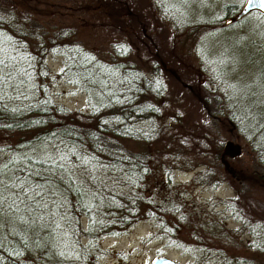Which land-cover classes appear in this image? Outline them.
I'll return each instance as SVG.
<instances>
[{"label":"trees","instance_id":"trees-1","mask_svg":"<svg viewBox=\"0 0 264 264\" xmlns=\"http://www.w3.org/2000/svg\"><path fill=\"white\" fill-rule=\"evenodd\" d=\"M241 4L0 0V163L68 156L46 219L2 222L0 264H101L96 240L148 218L202 262L264 264V13L235 19ZM221 73H253V85L242 98ZM57 78L85 92L86 110L53 99ZM226 140L239 150L222 153ZM200 165L198 182L233 189L219 202L236 226L199 214L169 176Z\"/></svg>","mask_w":264,"mask_h":264},{"label":"rangeland","instance_id":"rangeland-1","mask_svg":"<svg viewBox=\"0 0 264 264\" xmlns=\"http://www.w3.org/2000/svg\"><path fill=\"white\" fill-rule=\"evenodd\" d=\"M43 10L45 12L47 10L49 14L53 11L52 8L46 9L45 7ZM211 11L215 12V10ZM79 23L84 29L89 30V27H91V25H87V22L80 21ZM138 55L139 53H137L136 57ZM45 61L50 73L60 71L62 67L60 55H47ZM221 74L223 76H233L234 79L230 80H238L240 82V94L238 96L242 98L244 97L246 86L253 85V83H250L253 73ZM242 81L246 84H242ZM51 93L55 101L70 109H87L85 92L63 78H57L53 81ZM241 100L244 103H248V99ZM250 100L253 101V99ZM240 158L241 156L237 155L231 159L230 163L238 168ZM226 163L228 162L226 161ZM200 169H202L201 165L185 169L175 168L170 171L169 176L174 184L178 186L181 195L189 201L190 206H194V209L198 210L199 214L218 216L225 221L226 227L236 226L237 222L233 220L228 212L222 211V205L219 202L220 199L231 196L233 189L227 182H221L216 185L198 182L201 179L196 172ZM228 170L231 169L228 168ZM150 177L154 178V174H150ZM111 178H115V176H111ZM112 181H116V179H112ZM151 183L152 181L148 182L147 191L151 190ZM85 219L84 216L80 218L81 224L85 225ZM156 229L157 225L153 219H140L119 234L105 235L98 241L96 240V249L100 251L98 255L99 262L101 264H149L153 257L165 255L177 260L180 264H196L197 262H200V264H213V258H209L208 263H205L200 258H196L195 254L183 252L178 246L168 244L164 237L160 238L156 234ZM240 237H243V235H240ZM80 241L85 242L86 240L81 238Z\"/></svg>","mask_w":264,"mask_h":264},{"label":"snow or ice","instance_id":"snow-or-ice-1","mask_svg":"<svg viewBox=\"0 0 264 264\" xmlns=\"http://www.w3.org/2000/svg\"><path fill=\"white\" fill-rule=\"evenodd\" d=\"M241 3L251 5L255 0H241ZM259 7L264 9V0H259ZM67 160L66 154H60L57 159L56 155L46 151L45 155L39 157L12 156L7 163H0V227L3 226L2 222L14 223L19 220L26 223L25 216L21 215L25 212L37 213L34 220H45L43 213L48 209L49 197L56 192L57 170L63 180V173L67 169L61 162ZM83 163L90 161L85 158Z\"/></svg>","mask_w":264,"mask_h":264},{"label":"water","instance_id":"water-1","mask_svg":"<svg viewBox=\"0 0 264 264\" xmlns=\"http://www.w3.org/2000/svg\"><path fill=\"white\" fill-rule=\"evenodd\" d=\"M250 8H256L264 13V9L259 7V0H255V3L251 5L247 3L241 4L239 9L236 11V13H234V18L237 19L239 16H241L246 11H248ZM241 9H243V12L241 11ZM237 151H238V144L236 142H233L231 140L225 141L223 145L222 153L227 152L228 154H234ZM220 160L227 167L226 161L221 156H220ZM149 264H179V262L171 257L165 255H158L153 257Z\"/></svg>","mask_w":264,"mask_h":264},{"label":"flooded vegetation","instance_id":"flooded-vegetation-1","mask_svg":"<svg viewBox=\"0 0 264 264\" xmlns=\"http://www.w3.org/2000/svg\"><path fill=\"white\" fill-rule=\"evenodd\" d=\"M180 264V263H179Z\"/></svg>","mask_w":264,"mask_h":264}]
</instances>
